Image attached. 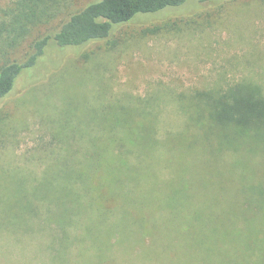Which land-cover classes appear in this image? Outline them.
Instances as JSON below:
<instances>
[{
	"label": "trees",
	"instance_id": "16d2710c",
	"mask_svg": "<svg viewBox=\"0 0 264 264\" xmlns=\"http://www.w3.org/2000/svg\"><path fill=\"white\" fill-rule=\"evenodd\" d=\"M186 2L90 0L75 9L72 0H10L0 14V104L20 80L34 88L53 74L55 51ZM157 96L91 112L90 130L66 141L56 133L64 145L39 177L6 171L0 229L55 226L42 250H56L59 264H264V82L175 95L182 122L163 136ZM16 124L0 106V146ZM73 225L84 232L75 240Z\"/></svg>",
	"mask_w": 264,
	"mask_h": 264
},
{
	"label": "rangeland",
	"instance_id": "374dc122",
	"mask_svg": "<svg viewBox=\"0 0 264 264\" xmlns=\"http://www.w3.org/2000/svg\"><path fill=\"white\" fill-rule=\"evenodd\" d=\"M89 1L72 4L77 9ZM9 3L0 0V14ZM148 28L159 30L142 38ZM50 57L60 60L53 74L33 79L40 81L34 88L20 80L0 104L18 127L13 140L0 146V180L16 169L42 175L64 145L54 135L60 132L66 141L75 131H89L91 112L101 114L118 105L133 109L129 102L135 98L158 95L163 136L182 122L170 103L175 95L244 79L264 82V0H187L118 26L107 40ZM77 106L78 114L72 109ZM35 223V231L0 229V264H59L51 260L56 250H42L55 237V226L38 219ZM69 232L74 240L84 233L74 225ZM79 246L76 240L70 248L78 251Z\"/></svg>",
	"mask_w": 264,
	"mask_h": 264
}]
</instances>
